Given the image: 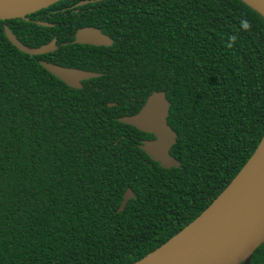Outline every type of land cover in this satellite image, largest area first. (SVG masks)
Segmentation results:
<instances>
[{
  "label": "trees",
  "instance_id": "1",
  "mask_svg": "<svg viewBox=\"0 0 264 264\" xmlns=\"http://www.w3.org/2000/svg\"><path fill=\"white\" fill-rule=\"evenodd\" d=\"M80 1L0 20V264H132L194 220L264 135L256 10L241 0ZM4 25L25 46L55 38L57 48L22 53ZM82 27L111 45L73 43ZM40 61L99 76L70 88ZM153 91L170 103L178 168L152 161L139 144L153 135L117 119ZM250 264H264V244Z\"/></svg>",
  "mask_w": 264,
  "mask_h": 264
},
{
  "label": "water",
  "instance_id": "2",
  "mask_svg": "<svg viewBox=\"0 0 264 264\" xmlns=\"http://www.w3.org/2000/svg\"><path fill=\"white\" fill-rule=\"evenodd\" d=\"M61 0H0V20L25 19ZM258 11L248 2L241 0ZM264 2V0H263ZM81 1L77 5L87 4ZM50 27L46 22H36ZM8 41L20 52L36 56L56 50V39L39 47L22 44L4 25ZM73 43L92 46H110L112 40L99 29L82 27L74 34ZM50 74L70 88L78 89L81 81L99 74L76 68L40 61ZM113 104H109L112 106ZM170 103L162 91H153L141 108L133 115L121 116L119 122L135 127L154 138L142 140L139 148L163 169L178 168L180 163L170 154L177 134L167 123ZM264 135L255 151L227 187L190 223L159 247L132 264H250L254 251L264 244V158L252 163L251 172L245 167L260 149ZM245 174L246 178L237 179ZM134 197L126 189L117 211H123Z\"/></svg>",
  "mask_w": 264,
  "mask_h": 264
},
{
  "label": "bare ground",
  "instance_id": "3",
  "mask_svg": "<svg viewBox=\"0 0 264 264\" xmlns=\"http://www.w3.org/2000/svg\"><path fill=\"white\" fill-rule=\"evenodd\" d=\"M251 4L254 8H256L258 11H260L262 14H264V2L263 0H244ZM260 149L263 150L264 153V139L262 141V144L260 146ZM264 154L257 152L251 159L250 163L245 167V172H251V165L252 163H258L260 160H263ZM245 174H241L238 176L237 179L246 178Z\"/></svg>",
  "mask_w": 264,
  "mask_h": 264
},
{
  "label": "flooded vegetation",
  "instance_id": "4",
  "mask_svg": "<svg viewBox=\"0 0 264 264\" xmlns=\"http://www.w3.org/2000/svg\"><path fill=\"white\" fill-rule=\"evenodd\" d=\"M83 1H88V3H89V2H93V1H95V0H83ZM80 2H81V1H80ZM78 3H79V2H78ZM78 3H77V4H78ZM77 4H76V5H77ZM77 6H78V5H77ZM52 52H53V51H52ZM109 104H113L112 106H115V105H116V103H114V102L108 103V106H109Z\"/></svg>",
  "mask_w": 264,
  "mask_h": 264
},
{
  "label": "clouds",
  "instance_id": "5",
  "mask_svg": "<svg viewBox=\"0 0 264 264\" xmlns=\"http://www.w3.org/2000/svg\"><path fill=\"white\" fill-rule=\"evenodd\" d=\"M245 27H248V25H245Z\"/></svg>",
  "mask_w": 264,
  "mask_h": 264
}]
</instances>
